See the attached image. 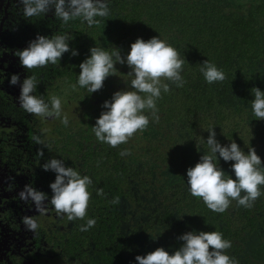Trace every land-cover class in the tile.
Masks as SVG:
<instances>
[{"label":"trees","instance_id":"16d2710c","mask_svg":"<svg viewBox=\"0 0 264 264\" xmlns=\"http://www.w3.org/2000/svg\"><path fill=\"white\" fill-rule=\"evenodd\" d=\"M17 8L11 32H20L27 43L36 34L71 32L70 49L78 52L64 53L58 66L26 69L39 81L36 95L63 96V113L69 118L67 126L59 118L47 119L43 137L32 132V138L41 136L51 151H33L26 181L51 196L48 185L55 174L41 168L51 157L64 158L67 166L93 180L83 220L68 221L51 207L38 220L32 232L38 249L34 264H136L135 256L148 249L163 247L171 254L182 244L177 237L190 230L222 233L231 241L226 252L237 264H264V194L250 208L233 201L224 213H215L191 196L185 183L186 169L208 151L202 138L213 125L222 145L232 140L245 152L251 146L264 163V119L253 118L250 111L251 88L264 90V0H111V17L97 18L92 27L79 19L62 25L52 10L25 18L20 3ZM152 36L185 58L184 86L170 84L168 93L161 92L158 121L150 118L148 127L126 144L109 147L96 140L92 126L102 102L128 87L130 69L116 64L115 75L108 76L99 91L86 94L70 87L78 65L90 47H116L123 56L137 37ZM206 59L225 73L223 81H204L199 67ZM123 149L129 154L121 156ZM231 163L218 158V166L229 175ZM97 189L103 190L102 196ZM7 208L12 215L13 209ZM88 218H95V225L80 231Z\"/></svg>","mask_w":264,"mask_h":264},{"label":"clouds","instance_id":"9594fccd","mask_svg":"<svg viewBox=\"0 0 264 264\" xmlns=\"http://www.w3.org/2000/svg\"><path fill=\"white\" fill-rule=\"evenodd\" d=\"M110 2L111 0H19L25 18L44 16L52 10L62 25L79 19L88 27L97 25V18L111 17ZM71 39V32L36 34L26 47L16 50L14 55L27 70L48 65L58 66L64 53L78 55L76 49H70ZM185 62V58L182 59L181 54L159 36H152L147 40L137 37L123 56L116 47L110 51L102 47H90L89 54L78 65L79 73L76 74L75 83L70 86L72 90L81 88L86 94L97 92L108 76L115 75L116 64H124L130 69L126 73L129 77L126 81L128 87L114 91L110 99L102 102V111L92 126L96 140L115 148L126 144L134 133L145 130L150 118L153 122L158 121L156 101L161 92L170 91V84L176 88L184 86L185 80L181 73ZM199 71L208 84L225 79V73L207 59L200 63ZM18 80L17 74H11L8 82L16 85ZM38 82L34 74L27 75L20 81L18 106L25 113L40 119L59 118L67 126L69 118L63 113V96L53 94L45 99L43 95H36ZM251 95L252 117L264 119V90L252 87ZM213 126L206 128L208 135L202 138L207 144V153L200 155L199 160L185 171L188 192L193 197L201 198L205 206L215 213H224L233 201L238 206L250 208L264 194V163L251 146L245 152L232 140L222 145L215 138ZM33 140L51 151L50 146L39 136L34 135ZM128 154L127 149L120 152L121 156ZM38 155L43 156L41 149H38ZM218 158L226 163L232 162V175L218 166ZM64 160L62 157H51L41 165L44 171L50 170L55 174L54 180L48 185L51 196L36 190L30 184H26L18 196L26 203L31 201L40 216L46 215L51 207L57 215L66 216L68 221L83 220L87 215L91 195L88 189L93 180L86 174L82 175L76 167L67 166ZM96 194L102 196L103 190L97 189ZM21 221L33 233L39 227L34 216H23ZM95 223V218H88L80 226V231H87ZM177 239L182 244L171 254L163 247H156L144 255H136V264H237L226 252L231 247V241L223 238L218 231L190 230L180 234Z\"/></svg>","mask_w":264,"mask_h":264},{"label":"flooded vegetation","instance_id":"af4514ba","mask_svg":"<svg viewBox=\"0 0 264 264\" xmlns=\"http://www.w3.org/2000/svg\"><path fill=\"white\" fill-rule=\"evenodd\" d=\"M18 6L19 0H0V264H34L32 257L38 255V249L33 246V233L25 228L21 218L31 215L37 221L43 218L32 202L26 203L18 196L28 184L25 177L31 171L28 163L33 151L43 148L33 144L32 132L43 137L48 124L47 119L27 114L18 106L20 81L31 75L14 55L28 44L20 32H11ZM11 74L19 77L16 85L8 82ZM34 118L37 120L33 121ZM7 206L13 209L12 215L7 213ZM154 244L159 242H149L150 246Z\"/></svg>","mask_w":264,"mask_h":264}]
</instances>
